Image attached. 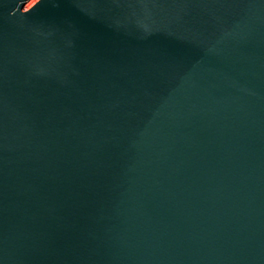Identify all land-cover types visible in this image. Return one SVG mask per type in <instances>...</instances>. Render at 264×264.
Masks as SVG:
<instances>
[{
  "label": "water",
  "instance_id": "95a60500",
  "mask_svg": "<svg viewBox=\"0 0 264 264\" xmlns=\"http://www.w3.org/2000/svg\"><path fill=\"white\" fill-rule=\"evenodd\" d=\"M0 264H264V0H0Z\"/></svg>",
  "mask_w": 264,
  "mask_h": 264
}]
</instances>
